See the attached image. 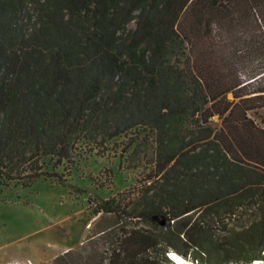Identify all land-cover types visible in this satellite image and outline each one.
<instances>
[{
    "label": "trees",
    "instance_id": "obj_1",
    "mask_svg": "<svg viewBox=\"0 0 264 264\" xmlns=\"http://www.w3.org/2000/svg\"><path fill=\"white\" fill-rule=\"evenodd\" d=\"M223 36L231 50L213 51ZM263 108L264 0H0V189L61 179L76 142L154 136L147 170L93 204L110 219L97 239L51 264L264 259Z\"/></svg>",
    "mask_w": 264,
    "mask_h": 264
},
{
    "label": "rangeland",
    "instance_id": "obj_2",
    "mask_svg": "<svg viewBox=\"0 0 264 264\" xmlns=\"http://www.w3.org/2000/svg\"><path fill=\"white\" fill-rule=\"evenodd\" d=\"M38 1L42 0H27L28 7L35 8ZM215 25L213 31L219 27ZM129 27H134V21L130 22ZM182 27L193 37L187 44L193 57L201 55L207 42L193 36L190 19L185 18ZM226 38L223 36L218 42L212 41L221 42L213 45L212 50H231L232 45L222 41ZM261 117L264 119V108L259 109L256 116L258 122ZM212 119L217 120V117ZM260 124L264 126V121ZM143 135L128 133L106 141L95 149L84 142H76L70 154L72 163L64 162L54 168L60 172L61 179H38L25 185L16 183L0 189V264H51L56 255L77 249L88 238L96 240L99 227L110 219L104 221L100 220L99 215L94 216L91 213L93 204L98 198L125 191L135 183L137 175L148 168L147 163L155 146L154 136L150 133L145 138ZM94 137L93 144L98 142L101 135ZM252 210L248 209L227 225L216 224L215 232L224 235L225 229H241L253 219ZM105 241L104 238L99 240L96 247L102 250ZM224 245L227 244L224 242L221 246ZM228 256L226 260L229 262L236 259ZM258 260L264 263V259ZM254 261L243 260L236 264H251Z\"/></svg>",
    "mask_w": 264,
    "mask_h": 264
},
{
    "label": "bare ground",
    "instance_id": "obj_3",
    "mask_svg": "<svg viewBox=\"0 0 264 264\" xmlns=\"http://www.w3.org/2000/svg\"><path fill=\"white\" fill-rule=\"evenodd\" d=\"M170 257L175 260L176 264H192L188 259L184 258L182 255L175 251H170ZM261 260H255L253 263H259Z\"/></svg>",
    "mask_w": 264,
    "mask_h": 264
},
{
    "label": "water",
    "instance_id": "obj_4",
    "mask_svg": "<svg viewBox=\"0 0 264 264\" xmlns=\"http://www.w3.org/2000/svg\"><path fill=\"white\" fill-rule=\"evenodd\" d=\"M154 220H157L159 222V224H164L165 223V217L163 215H155L153 216ZM168 257L176 264L175 260H173L170 257V253H167ZM185 258V257H184ZM251 264H264L262 261L259 263H251Z\"/></svg>",
    "mask_w": 264,
    "mask_h": 264
}]
</instances>
